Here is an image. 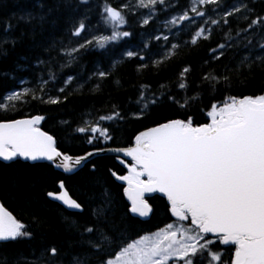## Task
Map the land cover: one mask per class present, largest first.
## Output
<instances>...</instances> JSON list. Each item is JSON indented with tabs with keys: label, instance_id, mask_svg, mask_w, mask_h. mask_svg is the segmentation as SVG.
Returning a JSON list of instances; mask_svg holds the SVG:
<instances>
[{
	"label": "snow or ice",
	"instance_id": "snow-or-ice-1",
	"mask_svg": "<svg viewBox=\"0 0 264 264\" xmlns=\"http://www.w3.org/2000/svg\"><path fill=\"white\" fill-rule=\"evenodd\" d=\"M63 4L73 12L84 9L79 20L69 29L73 39L83 42L74 47L65 45L57 48L56 41L41 46L42 51L35 57L34 65L40 72L32 87L27 86L32 83L28 79L10 72L0 73V79L11 78L18 85L0 94V112L17 111V105H26L31 101L60 103V95L53 97L48 92L55 90L63 94L67 87L82 78L80 73L66 75L65 78L64 73L65 69L78 63L82 52L93 48L106 49L132 36V33L120 30L127 23L126 12L147 10V15L140 22L148 25L161 12L178 7L172 0H134V4L125 3L116 8L105 0L97 24H102L105 30L110 27L111 35H92L91 39H87L86 35L94 30L89 17L90 0H76L75 5L72 0H63ZM44 8L45 5L40 3L39 9ZM52 10L48 8L47 12L35 15L28 12L19 20L29 23L36 20L42 24ZM254 13L250 0H234L231 3L227 0H191L187 8L161 21L162 28L155 29L158 34H149L139 51H123L121 60H113L107 71L96 64L84 84L93 78L100 81L109 77L112 69L124 58L138 57L141 61L138 72L147 68L143 61L150 57L141 55V52H150L152 40L164 51L159 59H152L151 63L161 64L177 54L181 46L177 43L169 46L170 37L179 39L186 24L195 26L202 21L191 35L190 42H183L185 46L189 43L196 45L201 39L210 41L213 27L220 31L227 28L223 42L208 50L211 59L220 60L228 50L242 49L244 52L234 69L226 65L219 74L213 69L201 77L209 86L210 95L219 91L218 85L227 91L232 87L234 77L239 78L245 71L251 74L254 67L264 70V15L256 14L252 18ZM230 18H235L237 23H246L247 27H237L233 35ZM13 27L10 22H5L3 31L10 33ZM95 30H99L98 27ZM20 38L0 37V55L7 56L6 46L14 47ZM253 40H256L255 44ZM59 43L63 45V40ZM71 43L70 39L68 44ZM53 51H56V57L51 55ZM45 54L47 59L42 58ZM61 56L66 58L63 63L57 59ZM207 63L204 61V64ZM24 67L17 65V69ZM189 71V67H184L179 73L176 87L184 91L182 99L170 95V89L164 84L158 85L155 90L150 85L140 84L136 88V99L129 101L135 111L122 113L113 105L111 114L100 116L96 122L84 121V126L75 131L86 137L85 142L92 150L83 155L73 156L61 151L55 137L38 126L45 119L41 115L0 119V161L3 162H15L21 158L31 162L47 161L65 174H76L87 165H91L89 172L95 173L97 165L92 163L91 158L107 151L124 153L132 159L127 165L126 175L109 170L113 178L127 185L123 187V193L130 207L125 204L122 211H118L114 196L100 178H83L82 199L73 198L65 180L58 179L57 190L48 191L46 196L81 218L78 221L63 217L66 231L73 239L59 244L47 242L45 233L40 230L43 221L34 218L33 222L38 227L33 229L0 204V245L35 241L37 232L40 237L39 256H35L33 248L35 258L21 254L11 264H21V261L23 264H264V94L228 95L219 101L214 100L206 112L205 118L209 121L206 123H196L185 111L183 119H165L140 131L131 147L108 149L97 146L114 139L109 128L101 127L105 121L118 125L126 119H142L153 108L164 104L186 110L202 102L201 92L187 95L189 85L185 77ZM50 83L52 89H48ZM56 84L62 86L56 89ZM84 84L78 83L77 87L83 88ZM95 88H99V83ZM89 186L101 188L99 200L95 191L88 193ZM146 193L163 194L175 220L154 233L127 242L131 227L129 222L148 218L153 213ZM208 234H213L214 238H209ZM65 245L68 251L64 250ZM232 246L234 252L227 257L225 249ZM0 264H9L6 254H0Z\"/></svg>",
	"mask_w": 264,
	"mask_h": 264
},
{
	"label": "trees",
	"instance_id": "trees-1",
	"mask_svg": "<svg viewBox=\"0 0 264 264\" xmlns=\"http://www.w3.org/2000/svg\"><path fill=\"white\" fill-rule=\"evenodd\" d=\"M75 5L76 0H72ZM133 3L134 0H107V3L113 7L120 8L122 4ZM178 4V7L168 12H161L148 25H142V17L147 15V10L139 9L135 12H126L125 17L127 23L120 27L121 31L132 33V36L116 42L114 45L108 46L106 49L93 48L87 52H82L78 63H74L70 69H65L66 75L76 76L77 73L82 78L67 87L63 94L52 90L48 95L53 97L60 95L61 102L58 104L41 103L40 101H31L26 105H17V111H9L7 114L0 112V119H17L22 117H30L41 115L45 117L41 127L53 135L57 141V147L64 152L75 155H83L86 151H91V146L87 145L86 137L77 133L76 128L84 126V121L89 120L96 122L100 116L109 115L112 112V106L116 105L122 113L135 111L134 105L130 104V99L134 101L137 96L136 88L140 84L150 85L154 90L158 85L164 84L170 89L169 94L182 99L185 95L183 90H179L176 85L179 82V73L184 67H189L190 71L186 74L185 80L189 85L187 95L191 96L196 92H201L202 102L190 106L186 110H182L173 105L164 104L160 107L153 108L150 113L139 120L126 119V122H120L118 125L110 121H105L101 127L109 128L114 139L107 144H98V147L120 148L133 144L135 136L146 128L155 126L158 122L165 119L185 118L184 112L187 111L196 123L209 122L206 112L210 104L215 100L219 101L228 95L244 96L264 94V70L254 67L251 74L244 72L239 78L233 79L232 87L227 91L222 85H218L219 91L214 95H210L209 86L201 80L204 73L215 70L217 74L221 73L225 66L235 68L237 61L244 55L243 50H228L225 55L218 61H213L208 50L215 48L218 43L223 42L224 32L213 27L211 40H199L196 45L190 43L185 46L184 41H189L191 35L194 34L196 27L202 21H198L197 25H185L179 39L170 37L171 43L180 44L177 54L167 58L159 65H153L152 59H159L163 54V49L159 47L155 40L150 41V52H141V55L150 57L143 61L147 66L145 69L137 71L138 65L141 63L138 57L124 58L118 63L112 74L98 81L96 78L90 80L87 84L84 81L88 75L95 70L96 64L104 70H109L113 60H121L120 54L123 51H139L143 48V41L149 38V34L157 35L155 31L157 27L162 28L161 21L169 18L176 12H180L191 4V0H172ZM231 3L234 0H227ZM43 3L45 8L39 9V4ZM105 0H90L89 17L93 31L86 35L85 38L91 39L92 35H111V28L104 29L102 24L98 25L99 12L102 9ZM59 5V6H58ZM250 6L255 8L256 14L264 15V0H250ZM48 8L53 10L48 13L45 22L39 21L26 22L19 20L20 16L32 12L34 15L43 11L47 12ZM84 9L80 8L73 12L70 8L64 7L63 0H0V37L11 36L21 37L13 47L7 45V56L0 55V73L10 72L14 76L28 79L32 81L27 85L32 87L36 81V75L40 72L35 65V57L42 51L41 46H47L56 41V47L60 48L65 45L74 47L82 40L73 39L69 29L74 22H77L83 14ZM15 14V15H13ZM190 15L191 12L189 13ZM5 22H10L14 27L10 33L3 31ZM98 27L99 30H95ZM230 27L232 34H235L237 27L246 28L244 22L237 23L235 18H230ZM165 34H167L166 30ZM23 34V35H22ZM72 40L71 45L68 44ZM63 40V45L59 41ZM160 43H163L161 41ZM256 43V40H253ZM259 54V53H256ZM56 57V51L51 53ZM27 58V59H25ZM42 58L47 59V54ZM59 62L63 63L66 58L57 57ZM204 61H208L204 64ZM25 67L17 69V65ZM59 75V73H58ZM45 79L47 76L45 75ZM119 81V84H117ZM84 84L83 88H78L77 84ZM99 83V88L95 86ZM62 85L56 84L58 89ZM18 87L11 78L5 80L0 79V94L6 90ZM50 83L48 89H52ZM39 95V92H37ZM64 97H67L65 100ZM48 96L45 95V99ZM203 110V111H202ZM121 158V156H119ZM92 163L97 165L95 173H90L91 165H87L82 171L76 174H65L61 170L56 169L50 162H28L21 159L15 162L0 161V199L4 205L10 209L20 221L26 225H30L33 229L38 226L33 222L43 221V228L40 229L45 233L48 243H60L73 239L66 231V225L63 221L64 216L80 220L81 218L74 211L66 210L61 204L52 201L46 196L48 191L57 190L58 179H64L66 187L74 198L82 199L84 194L83 178L90 176L100 178L105 182L107 187L115 198L118 211H122L125 204L130 207L124 193V184L113 178L109 170L115 171L119 175L126 172V167L119 162L116 155L100 154L91 158ZM95 191L97 200H99L101 188H88V193ZM149 202L153 208V213L148 219H134L129 223L131 227L128 230V240H133L144 233L151 232L172 222L173 216L170 211V205L167 200L160 195L150 197ZM39 232L37 239L30 242H22L19 244L0 245V254H6L9 258V264L13 260H18L21 254L24 257L35 258L33 256V248H35V256L40 255ZM218 243V242H217ZM64 250L68 251L67 246ZM226 256L230 257L234 252V246L231 249H225ZM21 264L23 262L21 261Z\"/></svg>",
	"mask_w": 264,
	"mask_h": 264
},
{
	"label": "water",
	"instance_id": "water-1",
	"mask_svg": "<svg viewBox=\"0 0 264 264\" xmlns=\"http://www.w3.org/2000/svg\"><path fill=\"white\" fill-rule=\"evenodd\" d=\"M41 123V122H40ZM153 127V126H152ZM42 130V129H41ZM43 131V130H42ZM143 131V130H142ZM134 143H135V141H134ZM134 143L133 144H131V145H128V146H126V147H121V148H127V147H131V146H133L134 145ZM109 149H113V148H109ZM101 154H113V155H116V156H121V157H124V158H126V159H129V160H132L131 159V157H128V156H126L124 153H114V152H111V151H107V152H105V153H101ZM100 155V154H99ZM60 170V169H59ZM62 171V170H61ZM63 172V171H62ZM154 194H160V195H162L163 196V194H161V193H146L145 194V196L147 197V196H152V195H154ZM165 197V196H164ZM166 198V197H165ZM167 199V198H166ZM57 203H59V204H61L60 202H57ZM0 204H1V202H0ZM62 205V204H61ZM63 206V205H62ZM6 209V208H5ZM70 211H72V210H70Z\"/></svg>",
	"mask_w": 264,
	"mask_h": 264
},
{
	"label": "rangeland",
	"instance_id": "rangeland-1",
	"mask_svg": "<svg viewBox=\"0 0 264 264\" xmlns=\"http://www.w3.org/2000/svg\"><path fill=\"white\" fill-rule=\"evenodd\" d=\"M151 234V233H150ZM149 235V234H148Z\"/></svg>",
	"mask_w": 264,
	"mask_h": 264
},
{
	"label": "bare ground",
	"instance_id": "bare-ground-1",
	"mask_svg": "<svg viewBox=\"0 0 264 264\" xmlns=\"http://www.w3.org/2000/svg\"><path fill=\"white\" fill-rule=\"evenodd\" d=\"M121 148V147H120Z\"/></svg>",
	"mask_w": 264,
	"mask_h": 264
}]
</instances>
